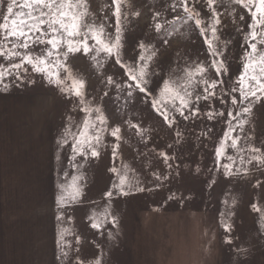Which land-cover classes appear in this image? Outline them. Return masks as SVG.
<instances>
[{"label": "rangeland", "instance_id": "1", "mask_svg": "<svg viewBox=\"0 0 264 264\" xmlns=\"http://www.w3.org/2000/svg\"><path fill=\"white\" fill-rule=\"evenodd\" d=\"M0 264H264V0H0Z\"/></svg>", "mask_w": 264, "mask_h": 264}]
</instances>
